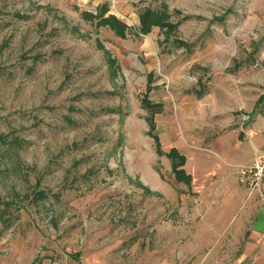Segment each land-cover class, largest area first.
<instances>
[{"label": "rangeland", "instance_id": "rangeland-1", "mask_svg": "<svg viewBox=\"0 0 264 264\" xmlns=\"http://www.w3.org/2000/svg\"><path fill=\"white\" fill-rule=\"evenodd\" d=\"M104 2L125 37L81 16ZM161 3L174 29L139 33L140 12ZM146 93L161 107L143 108ZM261 94L264 0H0V256L107 246L127 264L146 253L148 264H264L243 258L232 230L196 245L197 200L147 120L160 142L159 115L209 96L264 115ZM147 166L169 194L148 184Z\"/></svg>", "mask_w": 264, "mask_h": 264}, {"label": "crops", "instance_id": "crops-1", "mask_svg": "<svg viewBox=\"0 0 264 264\" xmlns=\"http://www.w3.org/2000/svg\"><path fill=\"white\" fill-rule=\"evenodd\" d=\"M201 99L193 111L159 115L158 119L162 124L161 150L168 152L174 148L183 157V163L177 167L183 173L179 181H185L189 195L197 200L201 211L198 222L196 212L193 215L196 234L192 239L200 247L209 246V241L219 238L218 234L214 238V233L232 230L242 234L243 258L254 254L264 257V179L261 191L249 194L236 176V166L250 163L256 152L264 148V115L235 114L232 107L221 104L216 97ZM245 115L249 118L243 120ZM164 166L172 171L170 158ZM147 167L152 181L148 184L154 183L155 189L163 188L166 191L163 193L169 194L160 175L151 166ZM172 174L177 181L173 171ZM33 249L25 250L22 255L0 256V264H127L114 257L110 253L112 248L107 246L67 251L69 257L59 260L47 255L40 258ZM149 260L146 253L135 257L133 264H148Z\"/></svg>", "mask_w": 264, "mask_h": 264}, {"label": "trees", "instance_id": "trees-1", "mask_svg": "<svg viewBox=\"0 0 264 264\" xmlns=\"http://www.w3.org/2000/svg\"><path fill=\"white\" fill-rule=\"evenodd\" d=\"M165 3H161V8H151L146 7L144 8L140 14H139V28L138 32L142 34H147L152 26H158L160 29L164 28L166 31H171L174 29L175 25L168 21V14L166 13L164 7ZM163 7V8H162ZM108 11V7L106 3H102L98 6L95 13L91 11H82L81 16L86 19L93 21L96 27L100 26H108L117 36L125 37L126 31L128 30V25L121 21L116 15L114 14H108L105 15ZM178 41V40H177ZM179 44H181L185 49H191L192 43L179 41ZM103 48V46H100ZM115 59L109 58L108 62L110 64L111 68H116ZM202 93L199 95L201 96ZM264 95L261 94L257 100V102L254 104V106L258 105L259 102L263 99ZM141 105L145 109H158L161 107L160 103H154L151 102L148 99L147 93L141 98ZM153 116L154 113L149 115L147 117L149 130L148 133L151 135L155 141L156 151L160 154H165L168 158H170L172 162V171L178 178H182L183 173L181 169H178L177 167L183 163V157L177 153V151L174 148H171L168 152L164 153L161 150V145L158 139L157 134L153 132L154 130V122H153ZM77 254V253H75Z\"/></svg>", "mask_w": 264, "mask_h": 264}, {"label": "built area", "instance_id": "built-area-1", "mask_svg": "<svg viewBox=\"0 0 264 264\" xmlns=\"http://www.w3.org/2000/svg\"><path fill=\"white\" fill-rule=\"evenodd\" d=\"M248 115L243 120L248 119ZM236 176L249 194L261 191V183L264 179V148L257 151L253 160L248 164L236 166Z\"/></svg>", "mask_w": 264, "mask_h": 264}]
</instances>
